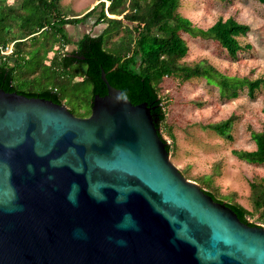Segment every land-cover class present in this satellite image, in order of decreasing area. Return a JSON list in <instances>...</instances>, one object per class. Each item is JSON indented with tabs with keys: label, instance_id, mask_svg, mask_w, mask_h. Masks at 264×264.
<instances>
[{
	"label": "water",
	"instance_id": "1",
	"mask_svg": "<svg viewBox=\"0 0 264 264\" xmlns=\"http://www.w3.org/2000/svg\"><path fill=\"white\" fill-rule=\"evenodd\" d=\"M100 77L87 117L0 89V264H264V228L187 180L147 103Z\"/></svg>",
	"mask_w": 264,
	"mask_h": 264
},
{
	"label": "trees",
	"instance_id": "2",
	"mask_svg": "<svg viewBox=\"0 0 264 264\" xmlns=\"http://www.w3.org/2000/svg\"><path fill=\"white\" fill-rule=\"evenodd\" d=\"M6 1L0 0V46L4 48L13 43L14 47L8 56L12 60L11 63L0 58V89L5 92L15 91L26 97H38L63 104L64 96L55 86L34 90L20 88L15 83V78L23 76L29 77L32 83L35 80L30 78L32 73L25 75L20 70L23 66V52L26 50V45L20 44L26 43L29 38H35L34 36L45 31L50 25L55 39L52 43L51 39L47 40L46 55L52 54L48 65L60 71H67L74 64L84 65V75L80 76L78 69H71L68 82L77 86H84L85 83V86L89 85V104L94 95L106 93L105 84L100 77L103 70L109 84L119 89L122 97L131 104L147 103L150 113L157 120L155 125L161 137V126L165 122L166 113L157 84L164 77H174L181 82L191 78H203L217 88L219 97L223 100L235 99L240 92L245 91L250 99H254L258 93L264 94V77L249 79L246 76L224 75L203 60L190 66L179 63L188 51L184 35L212 40L231 61H236L237 56L242 55L244 49L248 48V45L242 46L237 37L244 36L250 28L232 18L218 19L208 28H200L177 13L180 0H97L85 13L71 18L63 16L60 0H12L11 3ZM256 1L264 6V0ZM95 14L92 22L94 27L105 22L106 28L97 36L84 34L74 44V50L65 51L60 56V48L69 44L65 40L63 26L80 24ZM48 18H52L51 23L47 22ZM123 21L133 25L135 36L133 39L129 35L119 37V42L108 47L107 43L116 35L117 30L124 29ZM47 31L49 32L48 29ZM76 77H79L78 81H74ZM261 109L264 113V105ZM87 111L81 117L89 116V110ZM230 125L231 118L208 126L219 136L230 139ZM250 137L255 145L254 150L233 151L232 154L249 164L264 165V129L251 131ZM162 140L166 143L163 137ZM165 147L169 152L168 143ZM199 186L214 201L224 202L230 207L240 221L254 226L256 224L250 221L249 217L256 215V220L264 222V178L249 183L252 211L238 203L230 202L229 199H220L216 188L212 187L209 181Z\"/></svg>",
	"mask_w": 264,
	"mask_h": 264
},
{
	"label": "rangeland",
	"instance_id": "3",
	"mask_svg": "<svg viewBox=\"0 0 264 264\" xmlns=\"http://www.w3.org/2000/svg\"><path fill=\"white\" fill-rule=\"evenodd\" d=\"M6 2L11 3L12 0ZM97 3V0H60V10L64 17H79ZM28 12V11H27ZM97 13V12H96ZM177 13L196 26L206 29L218 19L232 18L245 23L250 30L244 36L237 37L242 46L248 45L236 61H231L218 44L212 40L192 38L184 35L188 51L179 63L192 65L201 60L214 66L219 72L230 76H246L249 79L264 77V6L256 0H180ZM113 17L112 15H108ZM96 14L80 24H65L63 30L65 44L59 55L75 49V43L84 34L97 36L107 23L94 27ZM52 18L47 20L51 23ZM123 28L117 30L107 46L119 42V37L135 36L133 25L123 21ZM52 27V26H51ZM50 25L35 38H29L23 55V74L29 77L16 79L20 88L37 90L39 88L57 87L64 96L63 104L73 115L83 116L90 109L89 85H73L68 82L71 69H78L84 75L85 67L74 64L67 71L54 70L48 63L52 54L46 55L47 40L55 39ZM127 28V29H126ZM49 30V32L47 31ZM127 31H126V30ZM128 32V33H127ZM8 49L13 44H7ZM1 47V46H0ZM8 49L6 50L8 52ZM51 49V47L49 48ZM6 56L1 60L11 63ZM76 77L74 81H78ZM159 97L162 99L166 113L162 124V137L170 147L169 158L180 173L189 181L198 185L209 181L216 188L220 199H229L252 211L249 183L264 178V165H253L237 159L233 151H251L255 145L251 140V131L264 129V94L258 93L250 99L245 92H240L235 99L223 100L216 87L203 78H191L181 82L174 77H164L157 84ZM87 102V103H86ZM231 118L228 131L230 139L219 136L208 125ZM249 217L256 225L264 228V222Z\"/></svg>",
	"mask_w": 264,
	"mask_h": 264
},
{
	"label": "built area",
	"instance_id": "4",
	"mask_svg": "<svg viewBox=\"0 0 264 264\" xmlns=\"http://www.w3.org/2000/svg\"><path fill=\"white\" fill-rule=\"evenodd\" d=\"M10 44H11V46H12L13 43H10ZM8 47H9V46H7V45H6V47H4V48H3V47H0V56H6V54H7L8 52H10V53L12 52V48L8 49ZM7 49H8V52L6 51Z\"/></svg>",
	"mask_w": 264,
	"mask_h": 264
},
{
	"label": "crops",
	"instance_id": "5",
	"mask_svg": "<svg viewBox=\"0 0 264 264\" xmlns=\"http://www.w3.org/2000/svg\"><path fill=\"white\" fill-rule=\"evenodd\" d=\"M106 4H107V2H106ZM92 8V7H91ZM85 13V12H84ZM108 15V14H107Z\"/></svg>",
	"mask_w": 264,
	"mask_h": 264
}]
</instances>
